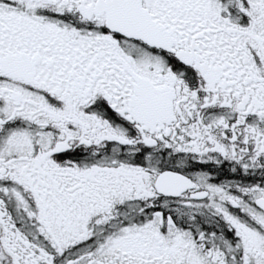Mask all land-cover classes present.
<instances>
[{"label": "snow or ice", "instance_id": "snow-or-ice-1", "mask_svg": "<svg viewBox=\"0 0 264 264\" xmlns=\"http://www.w3.org/2000/svg\"><path fill=\"white\" fill-rule=\"evenodd\" d=\"M0 264H264V0H0Z\"/></svg>", "mask_w": 264, "mask_h": 264}]
</instances>
